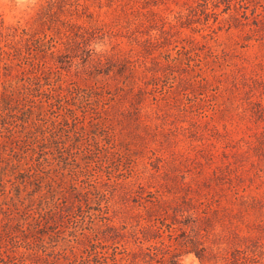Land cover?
<instances>
[{
    "label": "rangeland",
    "instance_id": "374dc122",
    "mask_svg": "<svg viewBox=\"0 0 264 264\" xmlns=\"http://www.w3.org/2000/svg\"><path fill=\"white\" fill-rule=\"evenodd\" d=\"M0 264H264V0H0Z\"/></svg>",
    "mask_w": 264,
    "mask_h": 264
},
{
    "label": "clouds",
    "instance_id": "9594fccd",
    "mask_svg": "<svg viewBox=\"0 0 264 264\" xmlns=\"http://www.w3.org/2000/svg\"><path fill=\"white\" fill-rule=\"evenodd\" d=\"M94 47H96V46H94ZM96 51L97 52L103 51V48L102 47H96Z\"/></svg>",
    "mask_w": 264,
    "mask_h": 264
}]
</instances>
